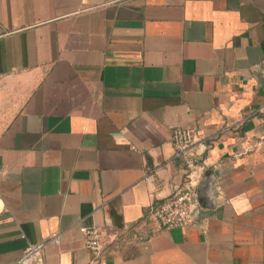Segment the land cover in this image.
Instances as JSON below:
<instances>
[{
	"label": "crops",
	"instance_id": "obj_1",
	"mask_svg": "<svg viewBox=\"0 0 264 264\" xmlns=\"http://www.w3.org/2000/svg\"><path fill=\"white\" fill-rule=\"evenodd\" d=\"M0 90V264H264V0H0Z\"/></svg>",
	"mask_w": 264,
	"mask_h": 264
},
{
	"label": "built area",
	"instance_id": "obj_2",
	"mask_svg": "<svg viewBox=\"0 0 264 264\" xmlns=\"http://www.w3.org/2000/svg\"><path fill=\"white\" fill-rule=\"evenodd\" d=\"M172 140L179 154L187 153L193 144V131L188 128H176L172 133ZM196 203L195 189L192 186H186L164 203L152 205L148 210V216L157 228L172 230L187 227L194 222L193 212ZM80 231L86 248L100 255L103 249L100 231L95 227L86 226H82ZM50 243L59 244L60 235L29 244L16 264H40L43 260V252Z\"/></svg>",
	"mask_w": 264,
	"mask_h": 264
},
{
	"label": "water",
	"instance_id": "obj_3",
	"mask_svg": "<svg viewBox=\"0 0 264 264\" xmlns=\"http://www.w3.org/2000/svg\"><path fill=\"white\" fill-rule=\"evenodd\" d=\"M201 198V197H200ZM203 199V198H202Z\"/></svg>",
	"mask_w": 264,
	"mask_h": 264
}]
</instances>
